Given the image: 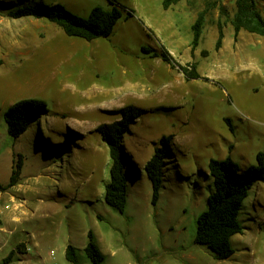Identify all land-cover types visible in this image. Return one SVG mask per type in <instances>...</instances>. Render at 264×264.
I'll use <instances>...</instances> for the list:
<instances>
[{
    "label": "rangeland",
    "instance_id": "rangeland-1",
    "mask_svg": "<svg viewBox=\"0 0 264 264\" xmlns=\"http://www.w3.org/2000/svg\"><path fill=\"white\" fill-rule=\"evenodd\" d=\"M164 1L116 0L125 18L113 35L86 42L47 20L10 14L43 3L87 18L110 8L109 0H0V184H9L19 155L24 162L18 184L0 193L17 217L6 222L17 227L12 244L23 240L17 249L28 246L34 262L55 251L51 264H71L66 248L84 249L93 232L104 264H264V183L245 202L247 230L232 239L230 259L195 243L214 190L210 162L230 158L246 171L264 154V38L242 32L235 39L219 7L232 13L236 0H181L169 9ZM128 10L134 17L126 19ZM202 12L205 29L193 53L192 26ZM220 19L225 38L216 50ZM194 66L201 78L187 79ZM32 99L49 112L14 140L6 113ZM131 106L143 115L124 139L131 190L121 214L105 203L111 159L98 128ZM164 136H173L171 163L153 205L144 168Z\"/></svg>",
    "mask_w": 264,
    "mask_h": 264
},
{
    "label": "trees",
    "instance_id": "trees-1",
    "mask_svg": "<svg viewBox=\"0 0 264 264\" xmlns=\"http://www.w3.org/2000/svg\"><path fill=\"white\" fill-rule=\"evenodd\" d=\"M109 1L110 8L96 7L87 18L75 15L60 4L46 5L43 3L37 7H21L13 11L10 17L47 20L58 26L70 38L94 42L100 39H109L119 22L125 18V13L116 0ZM180 1L165 0L163 6L165 9H169L171 5ZM219 10L221 19L225 18L231 24L236 40L241 32L264 38V8L261 7L259 0H236L232 13H229L223 6L219 7ZM132 17H134V12H128L126 19ZM221 19L218 22L219 34L216 50H220L225 38L224 23ZM205 24L206 12H202L192 26L191 48L193 53L201 44ZM143 51L147 54L152 52L149 49H143ZM167 55V52L161 55L165 62H169ZM185 75L187 79L201 78L195 66L192 72L185 70ZM48 112L47 106L36 99L17 102L9 108L5 116L8 135L14 140L19 139L30 130L35 120ZM142 115L143 110L133 106L126 107L121 111L119 121L104 124L98 128V133L109 148L111 159L110 181L105 186V203L121 214H124L128 207L131 190L127 154L123 149L124 139L130 132L131 126ZM227 124L231 126L230 121H227ZM231 130L234 131L232 126ZM172 141L173 136H164L160 141V146L156 148L154 156L144 168L152 184L153 205L159 202L162 190L165 188L167 178L165 171L171 163L169 157ZM257 160L258 164L251 166L246 171H243L230 158L224 161L212 160L209 164L214 190L208 198L207 210L198 217L195 243L207 247L219 261L228 260L235 254L232 239L237 235L244 234L247 230L241 219L245 202L250 198L253 188L259 183H264V154L260 153ZM135 165L139 169L138 165ZM23 167V157L19 155V160L14 162L9 184L6 187L0 184V188L7 190L15 187L21 178ZM84 252L92 264L105 263V255L96 244L93 232L89 233V243ZM65 255L71 264H82L79 250L73 245L66 248ZM13 258L14 253H11L4 263L9 264Z\"/></svg>",
    "mask_w": 264,
    "mask_h": 264
},
{
    "label": "crops",
    "instance_id": "crops-1",
    "mask_svg": "<svg viewBox=\"0 0 264 264\" xmlns=\"http://www.w3.org/2000/svg\"><path fill=\"white\" fill-rule=\"evenodd\" d=\"M240 34H242V32ZM253 192H254V188H253L251 196L253 195ZM129 199H130V196H129ZM5 205L6 204L3 203V195L2 193H0V219L4 220V224H3L4 226H0V264H5L4 263L5 259L11 253H14V258L12 262H10L9 264H51L50 260H51V257L52 258L55 257V251L50 252L48 258H43L41 254H37V257L39 258V262H34L32 260L33 256L29 254L30 248L28 246H27L26 252L18 251L17 246L21 243H25L23 240H19L18 242L16 243L14 242L12 244V237L14 236L16 232L15 230L17 227L11 228L13 226L12 223H11L12 226L9 227V225H7L6 222L8 221L14 222V220L17 219V217L16 216L12 217L11 214L8 211H6L7 207ZM85 248L84 249L77 248V249L79 250V253H80L81 251H85Z\"/></svg>",
    "mask_w": 264,
    "mask_h": 264
}]
</instances>
